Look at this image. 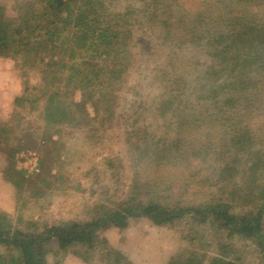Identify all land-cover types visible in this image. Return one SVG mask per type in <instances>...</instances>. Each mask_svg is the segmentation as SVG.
<instances>
[{
	"label": "trees",
	"instance_id": "trees-1",
	"mask_svg": "<svg viewBox=\"0 0 264 264\" xmlns=\"http://www.w3.org/2000/svg\"><path fill=\"white\" fill-rule=\"evenodd\" d=\"M27 2L17 15L0 4V56L41 66L47 120L73 119L77 112L86 124L110 120L122 100L129 128L124 142L135 153L136 170L129 193L88 221L23 232L0 212V244L11 249L0 254V264H49L52 249L93 248L97 230L142 217L154 225L192 223L225 231L226 239L243 241L264 264V0ZM148 34L169 48L148 108L176 127L173 138L151 135L143 123V99L137 92L127 98L122 90L140 56L137 40ZM190 66L198 75L188 85L180 74L192 75ZM57 73L65 74L58 85ZM75 90L79 100L71 94ZM209 170L228 176L223 190L229 201L210 198ZM225 242L218 255L194 252L167 264H245L241 249L227 252L236 247ZM102 251L123 259L107 245ZM86 252L73 254L86 261Z\"/></svg>",
	"mask_w": 264,
	"mask_h": 264
},
{
	"label": "rangeland",
	"instance_id": "rangeland-1",
	"mask_svg": "<svg viewBox=\"0 0 264 264\" xmlns=\"http://www.w3.org/2000/svg\"><path fill=\"white\" fill-rule=\"evenodd\" d=\"M26 1L0 0V4H6L9 15H17L29 3ZM137 41L135 51L140 52V56H136L125 79L123 93L132 98L137 92L138 98L143 99V108H147L143 123L152 130L151 135L173 138L176 127L165 125L164 119L148 108L153 93H158L159 88L154 76L159 75V65L165 64L169 48L159 45L160 42H155L150 34L147 37L141 35ZM187 72L192 75H180L189 85L194 81H189V77L198 74H193L192 66ZM43 74L41 66L28 67L9 56H0V103H6L0 109V212L9 218L13 230L23 232L41 230L63 221L91 220L104 205L114 207L129 193L136 170L135 153L124 142L129 128L122 115L125 112L123 101L115 105L114 118L110 120L86 124L80 119L79 112L73 119L71 115L63 120L58 117V123L47 120L43 115L47 98L46 91L43 92ZM64 75L55 74V84H61ZM12 91L11 99L6 92ZM59 94L62 95V90ZM71 94L75 100L80 99L77 90ZM17 96L22 99L15 103ZM84 105L85 111L92 115L90 104ZM187 130L185 126L181 127L182 133ZM143 135L139 133V137ZM26 152H34L38 157V171H25L24 167L28 170L30 163L22 162L18 155ZM227 177L209 170L206 184H210V198L230 200L223 190L229 182ZM190 224L154 225L144 217L130 218L124 227L111 225L97 230L93 248L82 249L79 245L66 251L52 249L46 261L49 264H127L126 261L130 264H167L171 258L180 256L181 260L194 252L218 255L221 253L219 243L226 240L236 247L227 252L243 249L237 252L245 264H263L243 241L226 239L225 231L219 234L210 227ZM99 237L105 239L104 244L98 243ZM106 245L113 252H119L123 259L116 260L112 254L102 251ZM74 251H87L84 256L87 260L74 255ZM9 253L10 247L0 244V254Z\"/></svg>",
	"mask_w": 264,
	"mask_h": 264
},
{
	"label": "built area",
	"instance_id": "built-area-1",
	"mask_svg": "<svg viewBox=\"0 0 264 264\" xmlns=\"http://www.w3.org/2000/svg\"><path fill=\"white\" fill-rule=\"evenodd\" d=\"M18 158L22 161V162H26L29 161L30 163V168L27 170L25 167V171L28 172H35L38 171V157L36 156V154L34 152H26V154L21 153L18 155Z\"/></svg>",
	"mask_w": 264,
	"mask_h": 264
},
{
	"label": "crops",
	"instance_id": "crops-1",
	"mask_svg": "<svg viewBox=\"0 0 264 264\" xmlns=\"http://www.w3.org/2000/svg\"><path fill=\"white\" fill-rule=\"evenodd\" d=\"M6 95H7V97L9 96V98L12 99V97L14 95V92L13 91L12 92H9V93L6 92ZM8 103H9V99H8ZM4 106H6V103H4V104L0 103V109L4 108Z\"/></svg>",
	"mask_w": 264,
	"mask_h": 264
}]
</instances>
